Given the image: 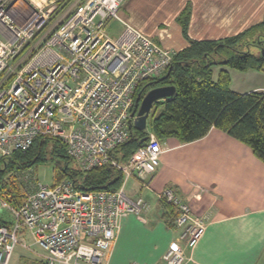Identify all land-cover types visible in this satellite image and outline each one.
<instances>
[{"label":"built area","instance_id":"1","mask_svg":"<svg viewBox=\"0 0 264 264\" xmlns=\"http://www.w3.org/2000/svg\"><path fill=\"white\" fill-rule=\"evenodd\" d=\"M61 1L0 0V160L37 137L57 138L80 170L110 166L121 171L122 183L87 191L67 177L46 184L24 172V199L14 205L0 196V212L12 216L5 221L0 214V264H10L17 245L34 254L35 264H106L121 219L149 208L127 195L128 178L151 177L166 150L149 131L126 161L110 155L130 137L140 87L166 71L175 51L121 17L127 0H74L37 38ZM113 20L121 25L116 37L108 34ZM158 197L173 207L181 229L162 262L184 264L186 250L204 233L205 217L172 187Z\"/></svg>","mask_w":264,"mask_h":264},{"label":"crops","instance_id":"2","mask_svg":"<svg viewBox=\"0 0 264 264\" xmlns=\"http://www.w3.org/2000/svg\"><path fill=\"white\" fill-rule=\"evenodd\" d=\"M190 2L188 34L218 39L238 33L264 15V0H127L121 17L160 45L178 51L188 45L176 16ZM227 69L229 87L238 93L264 91V70L240 71L216 65L212 78ZM166 150L154 174L126 182L127 195L149 208L120 221L106 264H164L162 255L177 241L176 212L158 193L172 187L206 228L186 250L184 264H264V163L251 148L215 127L201 138L164 141Z\"/></svg>","mask_w":264,"mask_h":264},{"label":"trees","instance_id":"3","mask_svg":"<svg viewBox=\"0 0 264 264\" xmlns=\"http://www.w3.org/2000/svg\"><path fill=\"white\" fill-rule=\"evenodd\" d=\"M65 1L66 5L72 0ZM191 9L190 2H186L176 16L188 45L175 51L161 76L142 84L137 103L155 86L173 85L174 94L153 104L147 130L132 126L129 139L116 146L110 155L126 161L142 145L140 139L149 131L161 142L173 139L186 143L203 137L215 127L249 146L254 156L264 163V91L238 93L231 90L225 68L219 71L216 80L212 78V68L216 65L240 71L264 70V15L236 34L218 39H195L188 34ZM48 157L56 161L54 182L67 177L77 188L87 191L115 190L122 183L120 170L100 166L82 171L59 139L37 137L28 149L14 151L0 160V196L11 204H19L25 192L18 176ZM7 173L21 183L11 176L7 178Z\"/></svg>","mask_w":264,"mask_h":264},{"label":"rangeland","instance_id":"4","mask_svg":"<svg viewBox=\"0 0 264 264\" xmlns=\"http://www.w3.org/2000/svg\"><path fill=\"white\" fill-rule=\"evenodd\" d=\"M73 1L74 0H72L69 4L65 5V3L67 1L62 0L58 4L57 9L50 15V17L47 20V22L43 25L44 28L42 29V27H43L42 26L38 30L37 38L42 33L46 32V30L48 29L49 26H53L55 23H57L58 21L63 19L64 15H65V12H64L65 9L67 7H70L71 3ZM120 15H121V11H120ZM120 30H121L120 23L118 21H115V20L111 21L110 26L108 27V34L113 36V37H116ZM148 125H149V118H147L146 128H148ZM55 163H56L55 158H51V157H48L46 160L39 162L35 167H32L29 170L30 173H31L29 175L30 176V180L34 181V180L37 179L40 182L46 183V184L54 183V166H55ZM11 175L12 174L7 173L6 177L9 178L8 176H11ZM22 175H19L18 178L23 181ZM11 178L15 179L13 176H11ZM18 178H16L15 181H17V182L19 181L20 182V180ZM125 191L127 192L126 185H125ZM0 214H1V218L4 219L5 221H9L8 219H12L11 214L5 208L3 210H1ZM27 241H28V243L31 242L28 235H27ZM32 249L34 251H38L39 250L36 246H33V245H32ZM34 257L35 256H34V254H32L31 251H29L28 249L24 250V248H22V246L17 245L15 247L13 255H12L11 259H10V264H35V261L33 260Z\"/></svg>","mask_w":264,"mask_h":264},{"label":"water","instance_id":"5","mask_svg":"<svg viewBox=\"0 0 264 264\" xmlns=\"http://www.w3.org/2000/svg\"><path fill=\"white\" fill-rule=\"evenodd\" d=\"M175 92L173 85L155 86L150 88L139 102L134 120V127L139 130L146 129V122L153 104L159 100L169 98ZM146 136L140 139V142L146 140Z\"/></svg>","mask_w":264,"mask_h":264}]
</instances>
